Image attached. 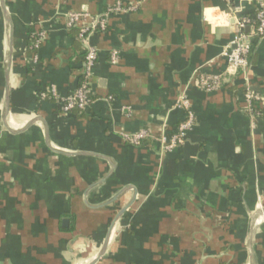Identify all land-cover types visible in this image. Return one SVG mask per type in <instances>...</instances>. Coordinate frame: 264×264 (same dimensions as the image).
I'll list each match as a JSON object with an SVG mask.
<instances>
[{"label": "crops", "instance_id": "crops-1", "mask_svg": "<svg viewBox=\"0 0 264 264\" xmlns=\"http://www.w3.org/2000/svg\"><path fill=\"white\" fill-rule=\"evenodd\" d=\"M116 1L4 0L7 83L0 2V264H89L135 195L94 264H251L252 215L264 209V36L250 40L246 74L227 72L212 91L198 80L227 71L233 8L248 15L260 0H122L135 9L88 38L98 51L89 107L65 112L41 94L55 85L65 98L85 80L86 44L67 16L99 17ZM181 93L196 125L164 151L161 135L186 116ZM140 130L150 134L141 144L126 139ZM251 247L264 264V216Z\"/></svg>", "mask_w": 264, "mask_h": 264}, {"label": "built area", "instance_id": "built-area-1", "mask_svg": "<svg viewBox=\"0 0 264 264\" xmlns=\"http://www.w3.org/2000/svg\"><path fill=\"white\" fill-rule=\"evenodd\" d=\"M133 6H126L124 1L117 0L112 6H108L106 10L99 17H94L87 12L73 11L67 16L68 26L79 29V36L85 42V80L82 84L71 94L65 98H60L55 85L50 86L46 92L41 96L45 97L48 94L61 99L62 108L65 112H69L75 108L80 110H86L90 103V88L89 77L92 74L95 61L98 57V51L95 46L88 43L90 34L98 31L105 30L109 17L116 13H124L134 10ZM239 8H233L231 16L236 21V31L229 45L223 52V55L227 60L226 72L218 74H201L199 77V85L208 91L216 90L220 87L221 82L227 72H239L246 74L250 64L251 43L250 40L254 37L264 36V0H260L259 8L256 11L257 25H252V18L248 15L239 16ZM247 27L250 28L251 33H247ZM37 43H40L45 38L44 32L35 33L33 36ZM117 51L112 53V61H117ZM234 69L229 71V69ZM247 82V81H246ZM244 96L248 103L254 99L253 91L249 85H246ZM48 92V93H47ZM178 103L180 107H183L186 111V116L180 122L179 126L173 133H163L160 137V143L164 151H173L182 147L187 139L189 131L196 125V116L193 109L190 107L188 96L185 93H181L178 97ZM252 108L248 110L251 111ZM150 136L147 130H140L134 133L132 136H128L126 139L133 144H141L142 140Z\"/></svg>", "mask_w": 264, "mask_h": 264}, {"label": "water", "instance_id": "water-1", "mask_svg": "<svg viewBox=\"0 0 264 264\" xmlns=\"http://www.w3.org/2000/svg\"><path fill=\"white\" fill-rule=\"evenodd\" d=\"M0 2H1L2 9H3L4 19H5L6 24H7V37H8V42L7 43L8 44H7V54H6V61H5V67H6L5 76H6V83H7L8 77H9V75L11 73L12 59H13V25H12V19L10 17V14L8 12V8H7L4 0H0ZM246 30L249 31L250 28L247 27ZM5 90H6V104H5V122H6L7 121V117L9 115V108H10V97H9L10 95H9V88H8L7 84H6V89ZM35 119L37 120L38 118H35ZM58 151H62V150L58 149ZM67 153H69V152H67ZM130 187H132V186H130ZM134 190L136 191L135 188H134ZM135 199H136V195L119 212V214L114 218L101 250L97 253V255L93 258V260L89 264L96 263L100 259V257L103 256V254L105 253V251L107 249L108 243H109V241H110V239L112 237V233L114 231L116 223L119 221V218L121 217V215L124 214L131 207V205L133 204ZM262 216H264V209H259L256 212H254V214L252 215L251 232H250L249 240H248V246H249L250 253H251V264H255L254 256H253V253H252V247H251V238H252L254 226H255L256 222L258 221V219H260Z\"/></svg>", "mask_w": 264, "mask_h": 264}, {"label": "clouds", "instance_id": "clouds-1", "mask_svg": "<svg viewBox=\"0 0 264 264\" xmlns=\"http://www.w3.org/2000/svg\"><path fill=\"white\" fill-rule=\"evenodd\" d=\"M209 12H211V9L208 10ZM211 19V17H209ZM216 23L221 24V25H227L228 24V20L226 17L221 16L216 20ZM234 69H229V71H233ZM80 247H83V245L81 244Z\"/></svg>", "mask_w": 264, "mask_h": 264}, {"label": "trees", "instance_id": "trees-1", "mask_svg": "<svg viewBox=\"0 0 264 264\" xmlns=\"http://www.w3.org/2000/svg\"><path fill=\"white\" fill-rule=\"evenodd\" d=\"M249 16L252 18V25H254V26L257 25L258 22L256 20V12L249 14ZM70 29L77 30V28H75V27H71Z\"/></svg>", "mask_w": 264, "mask_h": 264}]
</instances>
